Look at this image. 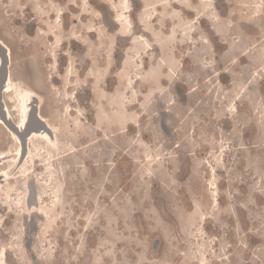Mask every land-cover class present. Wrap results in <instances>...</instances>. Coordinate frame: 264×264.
<instances>
[{
    "label": "rangeland",
    "instance_id": "rangeland-1",
    "mask_svg": "<svg viewBox=\"0 0 264 264\" xmlns=\"http://www.w3.org/2000/svg\"><path fill=\"white\" fill-rule=\"evenodd\" d=\"M0 39L60 130L0 264H264V0H0Z\"/></svg>",
    "mask_w": 264,
    "mask_h": 264
},
{
    "label": "bare ground",
    "instance_id": "bare-ground-1",
    "mask_svg": "<svg viewBox=\"0 0 264 264\" xmlns=\"http://www.w3.org/2000/svg\"><path fill=\"white\" fill-rule=\"evenodd\" d=\"M73 41L76 40L75 39L72 40L71 43L72 45L74 44ZM0 44H2L5 47L8 58L7 79L6 82L4 83L3 86L4 88L2 90V96L4 97V98L2 97L3 104L7 117L15 123L16 129L21 130L29 119V110L31 103L37 102L36 103L37 114L39 118L42 120V122L45 124V126H47V128L51 131L49 133L44 127L35 125L29 136L26 138V144H25L26 148H25V153H23V147L21 148V142L19 140V137L17 136V134H15V131L11 130V128H9V126H7L4 123V121L0 118V127H2L4 131L8 132L10 138L14 140V142L16 143L13 159H15V161L17 162L16 168L18 167L16 171H13V175L9 176L8 178H2V179L1 177L4 174H6L4 172L5 167L3 166V168H0L2 169L0 172V186H1V182L6 181L9 178L13 180L15 176L21 178L22 180H25L26 176L29 178L30 175L29 171L32 165L35 163H39L41 168H44L46 171L50 169L52 165L53 154H51V151L48 149V147H50L51 149L55 148L56 144L59 142L58 134L60 130L57 131L58 129L57 130L55 129L56 126L52 125V123L41 113L40 111L41 97L35 90H22V89H18L15 86V83L11 75L12 59H11L10 50L8 48V44L6 43V41H3L1 39H0ZM5 95H7L8 98L7 100L12 102L11 107L7 106V100L5 99ZM12 114L16 115V118H13ZM40 142H45L48 145L46 147L47 149H45L43 146L41 147ZM42 148L44 149L41 152ZM8 156H9L8 153L1 151L0 161H2L3 159H7ZM7 185H8L7 190L5 191L11 192L12 191L11 185L9 184ZM9 196H11L9 193L8 195H6L4 193V190L2 191L0 190V198L5 199V201H7L9 205L13 206V202Z\"/></svg>",
    "mask_w": 264,
    "mask_h": 264
},
{
    "label": "water",
    "instance_id": "water-1",
    "mask_svg": "<svg viewBox=\"0 0 264 264\" xmlns=\"http://www.w3.org/2000/svg\"><path fill=\"white\" fill-rule=\"evenodd\" d=\"M0 58H1V61H0V118L4 121V123L7 126H9V128H11V130L15 131V134H17L21 142V148L23 147V153H25L26 138L29 136V134L31 133L35 125L44 127L49 133L51 131L47 128V126H45V124L42 122V120L39 118L37 114V106H36L37 102L31 103L30 110H29V119L21 130L16 129L15 123L7 117V114L4 109V104H3L2 90L4 88L3 87L4 83L6 82V79H7L8 58H7V51L2 44H0Z\"/></svg>",
    "mask_w": 264,
    "mask_h": 264
}]
</instances>
